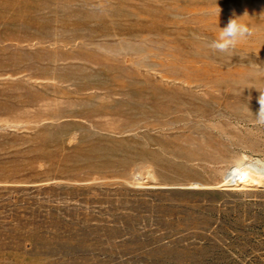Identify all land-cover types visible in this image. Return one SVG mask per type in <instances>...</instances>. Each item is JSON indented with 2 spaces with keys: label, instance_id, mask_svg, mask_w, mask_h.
I'll return each mask as SVG.
<instances>
[{
  "label": "rangeland",
  "instance_id": "rangeland-1",
  "mask_svg": "<svg viewBox=\"0 0 264 264\" xmlns=\"http://www.w3.org/2000/svg\"><path fill=\"white\" fill-rule=\"evenodd\" d=\"M261 91L264 0H0V264H264Z\"/></svg>",
  "mask_w": 264,
  "mask_h": 264
},
{
  "label": "clouds",
  "instance_id": "clouds-1",
  "mask_svg": "<svg viewBox=\"0 0 264 264\" xmlns=\"http://www.w3.org/2000/svg\"><path fill=\"white\" fill-rule=\"evenodd\" d=\"M220 12L221 9L219 8L218 15ZM251 34V29L241 23L239 17H235V14H233V17L228 20L226 26L220 28L217 38L212 40L208 46L214 52L228 53L235 49L237 43ZM258 103L260 104V109L258 115H256L257 120L259 124L264 125V91H261Z\"/></svg>",
  "mask_w": 264,
  "mask_h": 264
},
{
  "label": "bare ground",
  "instance_id": "bare-ground-1",
  "mask_svg": "<svg viewBox=\"0 0 264 264\" xmlns=\"http://www.w3.org/2000/svg\"><path fill=\"white\" fill-rule=\"evenodd\" d=\"M261 174V173H260ZM263 177V176H262Z\"/></svg>",
  "mask_w": 264,
  "mask_h": 264
}]
</instances>
